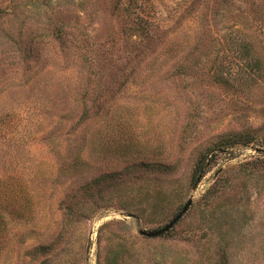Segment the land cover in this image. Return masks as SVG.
I'll return each mask as SVG.
<instances>
[{"label": "rangeland", "instance_id": "obj_1", "mask_svg": "<svg viewBox=\"0 0 264 264\" xmlns=\"http://www.w3.org/2000/svg\"><path fill=\"white\" fill-rule=\"evenodd\" d=\"M0 228V264H264V0H0Z\"/></svg>", "mask_w": 264, "mask_h": 264}, {"label": "water", "instance_id": "obj_2", "mask_svg": "<svg viewBox=\"0 0 264 264\" xmlns=\"http://www.w3.org/2000/svg\"><path fill=\"white\" fill-rule=\"evenodd\" d=\"M192 201L188 200L184 206L182 207V209L180 210V212L168 223L166 224L161 230H158L156 232H145V231H140L139 234L141 236H144L146 238H156L159 237L165 233H167L168 231H170L178 222L179 220L184 216V214L188 211L190 205H191Z\"/></svg>", "mask_w": 264, "mask_h": 264}, {"label": "trees", "instance_id": "obj_3", "mask_svg": "<svg viewBox=\"0 0 264 264\" xmlns=\"http://www.w3.org/2000/svg\"><path fill=\"white\" fill-rule=\"evenodd\" d=\"M245 51V50H244ZM245 58H247V57H249V54H248V52H247V50L245 51ZM1 229V228H0ZM0 246H1V244H0Z\"/></svg>", "mask_w": 264, "mask_h": 264}]
</instances>
